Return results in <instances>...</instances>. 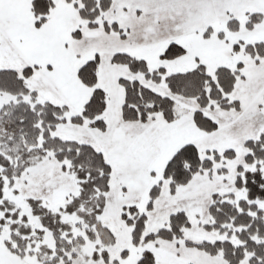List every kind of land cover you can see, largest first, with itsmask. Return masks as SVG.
<instances>
[{
	"label": "snow or ice",
	"instance_id": "obj_1",
	"mask_svg": "<svg viewBox=\"0 0 264 264\" xmlns=\"http://www.w3.org/2000/svg\"><path fill=\"white\" fill-rule=\"evenodd\" d=\"M0 264H264V0H0Z\"/></svg>",
	"mask_w": 264,
	"mask_h": 264
}]
</instances>
